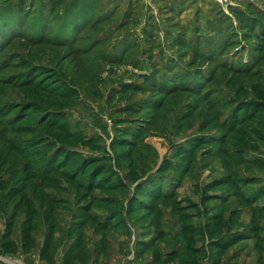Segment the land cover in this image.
I'll return each mask as SVG.
<instances>
[{"label":"rangeland","instance_id":"374dc122","mask_svg":"<svg viewBox=\"0 0 264 264\" xmlns=\"http://www.w3.org/2000/svg\"><path fill=\"white\" fill-rule=\"evenodd\" d=\"M0 264H264V0H0Z\"/></svg>","mask_w":264,"mask_h":264}]
</instances>
